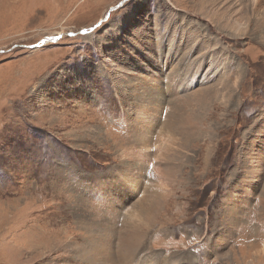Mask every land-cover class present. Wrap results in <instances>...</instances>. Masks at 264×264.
Segmentation results:
<instances>
[{
	"label": "rangeland",
	"instance_id": "rangeland-1",
	"mask_svg": "<svg viewBox=\"0 0 264 264\" xmlns=\"http://www.w3.org/2000/svg\"><path fill=\"white\" fill-rule=\"evenodd\" d=\"M199 2L0 0V264H122L130 246L128 264H264V141L255 139L264 126V0H229L239 22L251 14L236 36L209 22ZM217 35L238 98L213 109L221 127L208 169L200 152L181 189L165 178L177 177L172 159L159 173L156 160L137 156L129 113L142 104L160 122L149 137L158 146L182 97L158 44L177 38L182 66ZM211 65L209 56L203 69ZM252 140L260 179L237 191L233 172L244 174ZM120 147L137 153L121 159ZM113 178L139 181L124 207L109 192ZM169 190L182 197H168L147 238L134 240L128 213L144 215ZM52 237L62 245L53 248Z\"/></svg>",
	"mask_w": 264,
	"mask_h": 264
},
{
	"label": "bare ground",
	"instance_id": "bare-ground-1",
	"mask_svg": "<svg viewBox=\"0 0 264 264\" xmlns=\"http://www.w3.org/2000/svg\"><path fill=\"white\" fill-rule=\"evenodd\" d=\"M250 1L252 6H257V0ZM236 6H238L237 3ZM239 6H241V4H239ZM231 8H234V4H229V0H200L198 3V10H200L202 15L206 17L209 22L216 24L221 32H223V30H229V36H236V34L242 35L248 29L249 17H251V14L243 15L239 22V20L234 17L233 12L230 10ZM201 34L204 36L206 35L204 32ZM165 43L168 44L166 49L163 45L158 44V49L165 52L164 55L161 52L164 58V65L162 67L164 69L166 68L167 76L179 77L180 80L175 88L177 93H175L177 95L182 93V97L179 98V100L177 99L180 103L176 102L175 105H173L168 120L165 119L164 128H166L168 134L164 139L160 140L158 146L153 147L156 137H149L156 130L160 122L155 121L148 111H145L144 108L142 109V104L134 105L135 107H133L132 111L129 113L131 114V121L129 124L131 129H133V142H136L134 146L137 147L138 150L137 156L141 159L142 157L149 158L151 162L156 160L158 162V167H156L154 171L159 173L163 167L162 161H170L169 159H172L174 161L173 166L169 165L167 168L175 169L177 177L173 176V174L165 173V178L170 182L175 181V179H177L178 182L182 181V189L192 184V175L195 174V172L192 171L186 172L184 169L187 167L191 169L195 166L197 163L195 162L197 159L196 155L200 152L204 157L203 168L205 171L208 169L214 150L212 143L216 140L217 131L219 127H221V123L212 121L213 116L216 114L213 109L221 107L227 109L231 105L230 102L233 96L234 99H236V97L238 98L236 90L237 80L230 84V82L223 77L226 69V50L223 47L222 38L219 35L210 40L207 45L204 44V52L195 57H190L189 59L186 57L188 60L182 66H179L176 61V57L178 53H180V51L177 50V38H168L165 40ZM209 56L212 65L204 70L203 65L205 64L206 58ZM209 100H212V106L209 104ZM261 128V133H258L259 137L255 138L257 141H264V126ZM198 143H200L201 147L197 152L196 145ZM201 144L206 147L202 148L203 145ZM247 147L248 148L246 150L244 149L242 152V160L246 161L245 170L242 172H245L244 174H240V172H236L235 170L233 173L236 174L232 183H235L234 186L237 191L243 188L249 193L253 191L258 183L257 181L260 179L262 166L258 159V148L255 140L250 141ZM133 150L134 149L126 151V149L123 150V147H120V158L125 159L127 155H136L137 152H133ZM242 160L240 162L241 166ZM113 181L115 184L111 185L112 187L109 189V192H116V196H114L115 202L120 203L123 200V198H121L122 196L134 199L137 197V195L133 193L135 189H138L139 181L132 178H130L132 182L129 183L116 182L114 178ZM181 195L180 197H182ZM237 195V192H234L232 194L233 199ZM170 196L172 198H180L173 190H169L162 197L156 198L153 207L146 210L144 215L138 210L128 213L127 220L133 232L132 235H134V240L139 241L142 238H144V240L147 238L152 225L162 213L163 206L166 205L168 201L167 198ZM227 200L225 204H228ZM136 202L138 206H140L143 201H141V198H138ZM175 203V206L179 209L178 212H182L184 208L178 207L179 204L177 202ZM123 204L125 205V202H121L119 205L124 207ZM225 212L226 211L222 210V214L227 216ZM221 220H224V218L221 219L220 217V221ZM48 243L52 245L53 248H57L60 247L61 239L52 237L48 239ZM133 245L134 248H136L139 246V243L136 242ZM131 247L132 246L129 248ZM129 248L125 253V261L122 264H128L130 262L127 258L130 259L133 253L129 251ZM93 260L94 259L89 261V263L93 264Z\"/></svg>",
	"mask_w": 264,
	"mask_h": 264
}]
</instances>
